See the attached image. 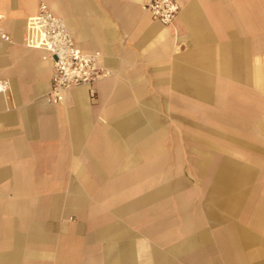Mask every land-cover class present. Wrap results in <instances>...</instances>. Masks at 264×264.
<instances>
[{"label": "crops", "instance_id": "1", "mask_svg": "<svg viewBox=\"0 0 264 264\" xmlns=\"http://www.w3.org/2000/svg\"><path fill=\"white\" fill-rule=\"evenodd\" d=\"M39 1L0 0V264H264V0H42L112 72L58 104Z\"/></svg>", "mask_w": 264, "mask_h": 264}, {"label": "built area", "instance_id": "2", "mask_svg": "<svg viewBox=\"0 0 264 264\" xmlns=\"http://www.w3.org/2000/svg\"><path fill=\"white\" fill-rule=\"evenodd\" d=\"M143 9L167 25L175 18L180 6L178 0H147ZM0 37L9 40V36L1 31ZM23 44L43 50V58L51 63L50 88L44 99L52 104H58L67 90L80 86L86 87L93 96L94 84L112 73L101 64L99 52L86 53L75 45L63 19L42 0L38 2L36 13L26 19ZM3 90L4 83L0 80V92Z\"/></svg>", "mask_w": 264, "mask_h": 264}, {"label": "rangeland", "instance_id": "3", "mask_svg": "<svg viewBox=\"0 0 264 264\" xmlns=\"http://www.w3.org/2000/svg\"><path fill=\"white\" fill-rule=\"evenodd\" d=\"M176 127V124H173ZM176 129V128H175ZM196 132H198V128H197V123H191L190 124V133H191V137H190V142H194L196 140H194L192 138V136H196ZM195 149H191V153L189 156V161L186 160L184 163H180L179 166V170L174 172V179H183L185 181V184L187 185L185 187L189 188V194L192 195H197L198 194V182L200 179H203V177H200L197 171L196 166L194 165V161L198 158L199 155L196 154V152H192ZM72 219V218H70Z\"/></svg>", "mask_w": 264, "mask_h": 264}, {"label": "bare ground", "instance_id": "4", "mask_svg": "<svg viewBox=\"0 0 264 264\" xmlns=\"http://www.w3.org/2000/svg\"><path fill=\"white\" fill-rule=\"evenodd\" d=\"M104 79V78H103ZM100 80H102V79H100ZM100 80H98L97 82H99ZM95 86V85H94Z\"/></svg>", "mask_w": 264, "mask_h": 264}]
</instances>
